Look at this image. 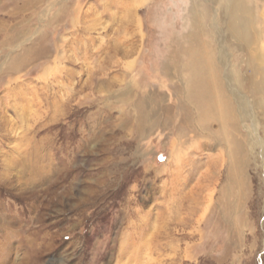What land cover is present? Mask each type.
Segmentation results:
<instances>
[{
    "label": "rangeland",
    "instance_id": "obj_1",
    "mask_svg": "<svg viewBox=\"0 0 264 264\" xmlns=\"http://www.w3.org/2000/svg\"><path fill=\"white\" fill-rule=\"evenodd\" d=\"M190 54L228 84L239 162ZM262 80L264 0H0V264H264Z\"/></svg>",
    "mask_w": 264,
    "mask_h": 264
},
{
    "label": "bare ground",
    "instance_id": "obj_2",
    "mask_svg": "<svg viewBox=\"0 0 264 264\" xmlns=\"http://www.w3.org/2000/svg\"><path fill=\"white\" fill-rule=\"evenodd\" d=\"M189 57L190 59L187 60L184 65L185 70L187 71V85L185 84V90L188 93L191 102L198 108V119L201 121L204 129L211 125L213 119L214 121H219L217 122L220 124V126L216 131L219 138L223 137V139L220 141L221 146H226L224 154L226 156L228 154L230 161L239 162L241 160L239 156L241 153L242 139L237 133L240 130V126L239 123L234 119L235 107L232 104L229 93H227L228 89L227 91L225 89L226 85L228 88V84H224V79H222L216 66L205 64L202 60L198 59L197 56L192 54H190ZM231 88L229 87V90ZM250 91L253 94L259 92L264 93V80H262L259 84L253 82ZM168 111L170 110L168 109ZM186 114H189L188 111H186ZM177 131V135L183 136V131H185L184 126H181ZM231 165L227 167V172H229V174H227V178L229 179L231 176L238 174V171L234 172L231 170ZM234 165L236 164L234 163Z\"/></svg>",
    "mask_w": 264,
    "mask_h": 264
}]
</instances>
